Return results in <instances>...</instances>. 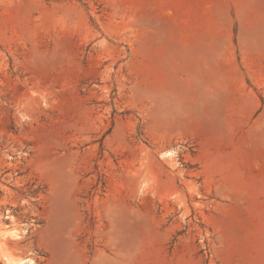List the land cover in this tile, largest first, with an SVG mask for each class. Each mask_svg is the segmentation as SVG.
Listing matches in <instances>:
<instances>
[{
  "label": "rangeland",
  "instance_id": "1",
  "mask_svg": "<svg viewBox=\"0 0 264 264\" xmlns=\"http://www.w3.org/2000/svg\"><path fill=\"white\" fill-rule=\"evenodd\" d=\"M5 254L264 264V0H0Z\"/></svg>",
  "mask_w": 264,
  "mask_h": 264
},
{
  "label": "clouds",
  "instance_id": "2",
  "mask_svg": "<svg viewBox=\"0 0 264 264\" xmlns=\"http://www.w3.org/2000/svg\"><path fill=\"white\" fill-rule=\"evenodd\" d=\"M11 235H13L15 237V233H11ZM3 258L8 261V264H31L30 261L29 262H24V261H16V260H13L10 257L9 254H5Z\"/></svg>",
  "mask_w": 264,
  "mask_h": 264
}]
</instances>
